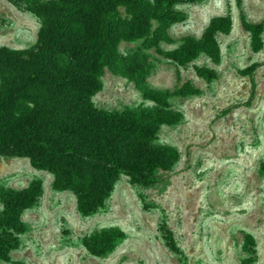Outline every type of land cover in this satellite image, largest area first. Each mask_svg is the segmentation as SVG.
I'll return each instance as SVG.
<instances>
[{
    "label": "rangeland",
    "instance_id": "rangeland-1",
    "mask_svg": "<svg viewBox=\"0 0 264 264\" xmlns=\"http://www.w3.org/2000/svg\"><path fill=\"white\" fill-rule=\"evenodd\" d=\"M177 8L185 18L171 26L175 42L162 43L166 50L184 36L200 38L216 16H230L233 27L217 36L219 63L202 54L183 66L154 49L144 50L141 42L120 46L123 53H144L145 84L168 92L172 108L184 115L181 122L162 126L156 140L179 152L174 170L149 188L120 177L105 205L83 216L72 191L54 189L52 173L34 168L29 158L0 155V184L23 188L34 179L44 184L41 199L23 214L27 231L11 252L12 262L0 264H246V234L256 244V260L249 264H264V33L263 48L256 52L242 25L243 15L264 23V0H201ZM40 26L24 6L0 0V46L28 48ZM253 62L262 65L248 106L251 83L240 70ZM199 67L214 69L217 77L198 76ZM102 79L103 88L93 98L98 107L153 105L127 78L107 70ZM108 226H119L126 238L109 254H91L84 237Z\"/></svg>",
    "mask_w": 264,
    "mask_h": 264
},
{
    "label": "trees",
    "instance_id": "trees-1",
    "mask_svg": "<svg viewBox=\"0 0 264 264\" xmlns=\"http://www.w3.org/2000/svg\"><path fill=\"white\" fill-rule=\"evenodd\" d=\"M24 6L41 21L37 40L25 49L0 46V155L26 157L32 166L54 175L56 190H70L77 209L91 216L112 195L120 177L145 188L164 182L180 158L172 146L156 140L164 125H174L184 115L172 108L170 94L149 88V66L144 53H123L122 43L141 42L144 50L186 66L200 55L214 63L221 60L218 34L233 27L230 16H216L202 36H184L173 49L170 28L185 18L177 5L201 0H10ZM240 2V0H238ZM242 25L250 33L254 51L263 48V22L244 15ZM253 62L241 69L251 83L250 106L257 94ZM109 70L135 83L152 106L105 109L93 98L103 88ZM198 76L213 80L217 72L197 68ZM190 91L180 94L189 93ZM231 107L227 110H230ZM44 194L41 179L23 188L0 184V260L12 262L11 252L27 231L25 210ZM168 240L175 247L171 231ZM126 238L119 226H108L84 237L87 250L96 256L113 252ZM249 264L256 260V244L245 235Z\"/></svg>",
    "mask_w": 264,
    "mask_h": 264
}]
</instances>
